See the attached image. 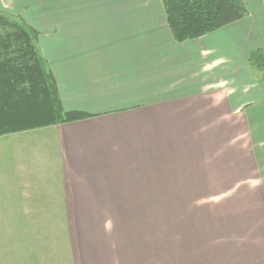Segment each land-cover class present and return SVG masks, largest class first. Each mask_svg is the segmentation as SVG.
<instances>
[{
	"label": "crops",
	"instance_id": "obj_1",
	"mask_svg": "<svg viewBox=\"0 0 264 264\" xmlns=\"http://www.w3.org/2000/svg\"><path fill=\"white\" fill-rule=\"evenodd\" d=\"M244 1L246 18L185 42L175 40L161 0L132 2L128 10L119 7L121 0H89L93 8L59 9L52 25L38 22V46L64 110L92 117L0 134V205L8 206L0 211L19 214L0 227L40 226L30 218L38 212L68 218V213L139 210L127 207L135 201L130 197L157 196L147 186L177 194L174 186H189L182 185L189 166L197 173L209 165L208 182L198 184L203 195L218 194L222 164L231 179L249 174L250 157L240 159L220 145L223 131H235L221 116L242 113L251 129L259 122L249 105L264 99L248 60L252 50L264 49L259 36L264 0ZM72 4L67 0V10ZM71 17L75 23H66ZM45 106L38 105L39 113ZM261 112L264 116V106ZM223 157L240 160L228 164L233 161ZM252 194L259 213L263 184ZM244 200L249 210L232 211L236 220L251 218L253 200ZM102 244L85 261L148 264L139 238L113 237Z\"/></svg>",
	"mask_w": 264,
	"mask_h": 264
},
{
	"label": "rangeland",
	"instance_id": "obj_2",
	"mask_svg": "<svg viewBox=\"0 0 264 264\" xmlns=\"http://www.w3.org/2000/svg\"><path fill=\"white\" fill-rule=\"evenodd\" d=\"M1 1L5 8L0 9V13L21 15L37 31L38 22L46 24L49 21L52 25L54 15L59 16V9L69 13L76 7L94 6L89 0H73L68 10L67 0ZM121 1L120 8L122 5L126 8L132 2H142ZM66 23L75 21L71 17ZM259 36L264 38V32ZM257 76L263 87L264 74ZM261 106H264V99L258 98L249 105L254 121L259 122L251 123V129L250 125L247 128L242 113L228 111L221 116L223 123L225 121L235 129L223 131L226 138L220 143L221 150L233 149L244 160L249 156L252 170L242 178L231 179L232 174L226 170V164H222V187L217 189L218 194L197 193L205 189L198 184L205 185L209 180L204 179V175L208 176L204 170L209 167L204 163L197 173L189 166L187 177L181 172L175 174L184 177L182 185H189L186 189L181 185L174 186L171 191L177 194H160L166 191L147 186L146 190H156L157 196L130 197L135 201L127 202V207H138L139 210L68 213V218L66 213L59 212L30 213L31 223L40 226L0 227V264H71V259L73 264H80L78 256L81 255V264H91L85 258L95 257L93 247L102 246L103 241L113 237L139 238L142 251L148 253V264H264V207L260 206L261 211L255 213L256 196L252 194L254 189L264 186V116ZM225 159L233 161L228 164L240 160L223 157ZM195 179L200 181H193ZM177 182L175 179L174 185ZM183 190L189 194H182ZM249 198L253 200L248 211L251 218L236 220L232 211L239 209L245 214L249 207L242 204ZM7 207L0 205V209ZM17 215L16 212L0 211V224L10 223L7 219H14ZM113 241L117 243L118 240Z\"/></svg>",
	"mask_w": 264,
	"mask_h": 264
},
{
	"label": "trees",
	"instance_id": "obj_3",
	"mask_svg": "<svg viewBox=\"0 0 264 264\" xmlns=\"http://www.w3.org/2000/svg\"><path fill=\"white\" fill-rule=\"evenodd\" d=\"M161 2L177 42L197 39L249 15L244 0ZM0 29V134L92 117L64 110L53 74L38 46L39 31L21 15L5 12L0 13ZM248 60L261 84L257 75L264 74V49L252 50ZM40 104L46 106L39 113Z\"/></svg>",
	"mask_w": 264,
	"mask_h": 264
}]
</instances>
